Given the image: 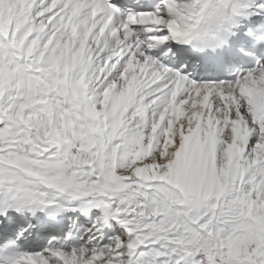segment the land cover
Masks as SVG:
<instances>
[{
	"label": "snow or ice",
	"instance_id": "obj_1",
	"mask_svg": "<svg viewBox=\"0 0 264 264\" xmlns=\"http://www.w3.org/2000/svg\"><path fill=\"white\" fill-rule=\"evenodd\" d=\"M0 264H264V0H0Z\"/></svg>",
	"mask_w": 264,
	"mask_h": 264
}]
</instances>
